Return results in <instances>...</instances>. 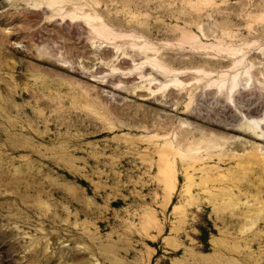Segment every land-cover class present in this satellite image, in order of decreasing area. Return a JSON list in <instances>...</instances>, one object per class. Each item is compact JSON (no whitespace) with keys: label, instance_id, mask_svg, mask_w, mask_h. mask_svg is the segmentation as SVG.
I'll use <instances>...</instances> for the list:
<instances>
[{"label":"rangeland","instance_id":"374dc122","mask_svg":"<svg viewBox=\"0 0 264 264\" xmlns=\"http://www.w3.org/2000/svg\"><path fill=\"white\" fill-rule=\"evenodd\" d=\"M263 118L264 0H0V264H264Z\"/></svg>","mask_w":264,"mask_h":264},{"label":"bare ground","instance_id":"6f19581e","mask_svg":"<svg viewBox=\"0 0 264 264\" xmlns=\"http://www.w3.org/2000/svg\"><path fill=\"white\" fill-rule=\"evenodd\" d=\"M264 119V118H263ZM257 122H259V121H257ZM256 137V136H255ZM256 138H258L259 139V137H256ZM261 139V138H260ZM262 148V147H261ZM260 149V148H259ZM261 151V150H260ZM263 151V150H262ZM262 155V154H261Z\"/></svg>","mask_w":264,"mask_h":264}]
</instances>
